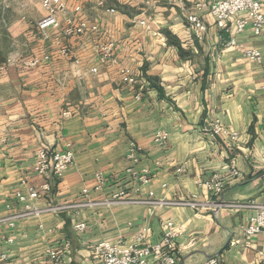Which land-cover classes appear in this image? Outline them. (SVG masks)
Listing matches in <instances>:
<instances>
[{
    "label": "crops",
    "instance_id": "0c3cea01",
    "mask_svg": "<svg viewBox=\"0 0 264 264\" xmlns=\"http://www.w3.org/2000/svg\"><path fill=\"white\" fill-rule=\"evenodd\" d=\"M213 1L65 0L59 29L46 36L35 26L44 14L8 23L11 49L0 70V218L24 207L16 192L42 183L33 172L35 151L46 146L61 152L67 144L73 166L33 208L77 202L83 189L93 201L125 190L129 197L147 199L151 192L167 202L193 198L196 205H111L23 218L0 232L5 264H48L45 250L63 251L65 242L67 264H96L98 242L128 245L143 234L147 244L155 243L165 222L180 231L175 264H208L211 258L261 263L264 231L244 236L253 210L230 205L264 204V28L255 36L248 25L231 46L232 34L205 14L207 32L195 39L186 15L195 3ZM67 19L97 29L62 36L56 44ZM110 43L112 58L102 62L98 48ZM249 48L263 60L247 59ZM44 56L49 59L33 68L18 62ZM216 122L237 140L214 135ZM157 132L167 134L164 145L154 141ZM132 142L141 149L134 168L147 170L146 184L126 172ZM97 173L106 179L100 192L93 190ZM215 175L225 183L220 195L202 186ZM79 221L87 225L81 233L73 229Z\"/></svg>",
    "mask_w": 264,
    "mask_h": 264
},
{
    "label": "built area",
    "instance_id": "2783aa9c",
    "mask_svg": "<svg viewBox=\"0 0 264 264\" xmlns=\"http://www.w3.org/2000/svg\"><path fill=\"white\" fill-rule=\"evenodd\" d=\"M44 10V16L35 24L39 32L46 36L45 32L48 29L58 30L60 27V17L65 14L66 2L65 0H38ZM102 4V2H100ZM209 15L213 18L218 30L224 31L227 34H232V38L228 41V45L235 44L234 36L239 35L244 29L250 25L255 36L260 35L264 28V0H215L213 2H198L193 6V11L186 15V24L191 35L197 39L202 40L207 32V26L203 20V15ZM143 24V22H141ZM95 26H88L84 21L74 23L72 19L65 21L64 27L60 29V36L56 37L55 43H59L60 37H71L74 35H81L87 31H96ZM100 59L102 62L110 60L114 51V44L110 43L98 48ZM61 55L67 53L66 49L59 50ZM244 55L247 59L254 62H261L263 57L261 53L254 48L245 50ZM48 56L42 58H33L24 61L23 65L29 68L38 66L42 61L48 60ZM4 66H0L3 70ZM96 72L95 69L91 70ZM125 74V71L122 72ZM127 84H134L135 80L130 76L124 78ZM139 98V96H136ZM212 133L214 135H223L230 141L237 140L238 135L234 132L228 133L220 123L216 122L213 125ZM167 140L165 132H157L154 136V141L159 145H164ZM140 147L134 142L130 143L127 160L130 165L126 172L134 183L146 184L148 183L147 170L137 171L134 165L138 161V153ZM261 160L264 165V153L261 155ZM75 162V153L71 144H67L65 149L61 152H52L46 146H41L35 151L33 172L41 176L43 181L38 186H31L28 191L23 194L21 192L15 193L16 200L23 204L24 207L12 214L0 218V232L4 229H12L16 222L33 215L41 213H60L63 211H71L77 214L84 208H99L108 207L111 205H179L190 206L194 208L196 203L193 198H186L177 202H167L156 200L150 192L147 199L129 197L125 190L112 194L108 198L93 201L89 198V191L83 189L81 192V200L70 204H49L43 209H36L31 206V203L41 199H45L52 190V181L63 178L65 171L73 166ZM232 175L237 176L236 170L231 171ZM96 185L94 191L100 192L103 189L106 179L102 173H97ZM202 186L213 195H220L225 189V183L220 175L213 176L209 181L202 183ZM208 206L213 204L207 203ZM234 208H251L254 214L250 218V225L244 229V236L251 238L264 231V204L251 201L247 204H231ZM73 229L76 232H84L87 225L84 222H76L73 224ZM162 236L158 242L147 244L143 234L135 238L131 244L124 245L121 242L100 241L93 247V259L96 264H175L176 263V239L180 235V231L174 226L172 222H165L162 224ZM7 242H12L9 239ZM63 251H57L47 248L45 250L48 264H67L66 257L70 248L69 242H65ZM153 257L154 261L150 258ZM8 256L5 253L0 254V264H5ZM208 264H218L216 258L208 260ZM260 264H264V255Z\"/></svg>",
    "mask_w": 264,
    "mask_h": 264
},
{
    "label": "rangeland",
    "instance_id": "374dc122",
    "mask_svg": "<svg viewBox=\"0 0 264 264\" xmlns=\"http://www.w3.org/2000/svg\"><path fill=\"white\" fill-rule=\"evenodd\" d=\"M24 7V4H26ZM45 14L38 0H0V65L6 62L5 55L8 52L10 43L8 44L7 25L12 20L22 18V15L29 17L32 21H37ZM30 59H19L21 66L24 61Z\"/></svg>",
    "mask_w": 264,
    "mask_h": 264
}]
</instances>
